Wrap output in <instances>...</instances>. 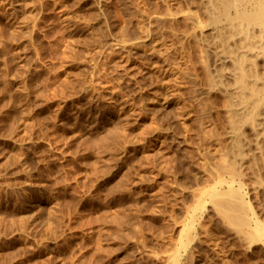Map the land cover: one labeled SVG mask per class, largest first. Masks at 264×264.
I'll list each match as a JSON object with an SVG mask.
<instances>
[{
  "label": "rangeland",
  "instance_id": "374dc122",
  "mask_svg": "<svg viewBox=\"0 0 264 264\" xmlns=\"http://www.w3.org/2000/svg\"><path fill=\"white\" fill-rule=\"evenodd\" d=\"M178 2L0 0V264H264L197 192L201 119L211 170L231 141L187 38L205 0Z\"/></svg>",
  "mask_w": 264,
  "mask_h": 264
},
{
  "label": "bare ground",
  "instance_id": "6f19581e",
  "mask_svg": "<svg viewBox=\"0 0 264 264\" xmlns=\"http://www.w3.org/2000/svg\"><path fill=\"white\" fill-rule=\"evenodd\" d=\"M203 3L202 5L205 4L203 18L191 14L186 15V19L193 26L191 31H194L193 35L187 38L191 42L194 38L197 44H195L197 48H194L200 54V56L198 55L200 65L207 81L206 91L208 90L209 94L219 96L218 99L223 104L222 110H220L222 107L217 109L218 106H215L214 109L218 113L217 116L221 112L227 120L229 129L227 136L231 141L230 155L232 159L228 162L229 164L220 163L218 166L216 165V171H213V168L211 170L210 161L213 157L206 154V151H215L216 154L218 148L221 150L220 144L222 141L218 135L216 136L215 132L217 131L216 129L214 131V123L212 124L202 117L203 119L199 123L200 127L197 129L202 134L198 143V145L200 143V146L202 145L201 147L198 146L202 148L199 153V161L201 160L200 164L204 167V169L202 168L203 173L205 172L209 178L218 179V183L208 190L201 189L197 192H200L199 195H202L205 201L210 200L216 212L222 216L228 227L236 232V236L242 242H246L249 246L256 242H262L264 245V204L259 201L260 192H264V0H205V3ZM167 4V15L172 20L173 18L176 20V16L184 12L180 9L178 0H168ZM142 28L146 29L143 26ZM195 29L200 34H197L198 31ZM148 32L150 31L148 30ZM160 42L158 40L156 44L162 46L160 49L164 50L163 53H166V56L171 57L172 45H167L164 42H162L163 45H160ZM134 46L139 47L138 43H134ZM160 54L162 53L160 52ZM166 58L168 60L169 57ZM179 64L176 63L174 66L179 68ZM166 94H161L163 97L160 96L163 101L169 97ZM177 97L179 96L177 95ZM179 110L181 109L177 111ZM153 114L152 117H154ZM175 114H172V116ZM217 125L215 126L217 127ZM151 127L153 128V126ZM152 128L149 130L151 131ZM152 132L154 131L152 130ZM195 157L198 158V156ZM251 197L253 198L251 199ZM253 204L257 207H254ZM203 205L204 203L201 204V208ZM193 224L184 227L183 231L193 229Z\"/></svg>",
  "mask_w": 264,
  "mask_h": 264
}]
</instances>
